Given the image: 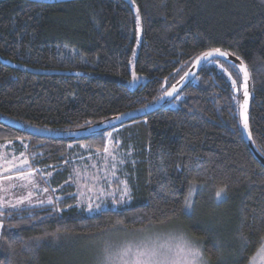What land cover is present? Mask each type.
<instances>
[{"label": "trees", "instance_id": "obj_1", "mask_svg": "<svg viewBox=\"0 0 264 264\" xmlns=\"http://www.w3.org/2000/svg\"><path fill=\"white\" fill-rule=\"evenodd\" d=\"M215 48L247 67L249 130L264 157V0H0V58L67 73L35 75L0 62V114L51 131L86 127L151 104ZM213 61L171 101L176 107L89 139L60 142L0 125V146L23 152L26 172L47 174L52 200L0 210V264H55L62 255L52 244L62 238L184 219L211 264H247L264 238V168L242 137L241 76L232 64ZM133 77L139 83L130 89ZM106 136L116 175L104 190L118 198L124 184L130 199L87 215L76 205L74 171L87 158L104 159ZM193 185L195 212L186 213ZM223 186L218 205L215 192Z\"/></svg>", "mask_w": 264, "mask_h": 264}, {"label": "rangeland", "instance_id": "obj_2", "mask_svg": "<svg viewBox=\"0 0 264 264\" xmlns=\"http://www.w3.org/2000/svg\"><path fill=\"white\" fill-rule=\"evenodd\" d=\"M140 37L139 25H137L136 38ZM138 41V40H137ZM138 45L136 44L133 51L129 70L133 73V61L138 50ZM210 65H215L219 72L223 73L226 77H229V73L223 71V69L213 61ZM139 83V79L133 77V80L126 83V86L130 89L135 88ZM180 99V98H179ZM177 101V100H176ZM171 102V107H176L178 102ZM9 147V149H7ZM110 140L106 136V145L104 150V159L97 157L96 159L87 158L84 165H78L74 171V186H75V196L77 197L76 205L79 208H84L87 215H93L101 210H106L108 208H117L119 204H113V195L116 194L114 190L111 189L107 191L104 190L105 183L109 184L113 177L116 175L115 170L112 169L110 163ZM99 158V160H98ZM28 168V163L25 155L21 151H15L12 149L11 145H1L0 146V205L8 204L10 201H23V203H32V206L40 204H46L49 200L46 198V184L48 183L47 174H39L37 171V176L32 173V177L24 176ZM7 169V171H6ZM21 171V172H19ZM34 171V170H33ZM19 172L17 174H14ZM5 177H11V179H5ZM47 182V183H46ZM110 185V184H109ZM122 191L118 192V197L127 190L126 186L122 184ZM128 192V191H127ZM49 197V195L47 196ZM41 201V202H39ZM99 204V211L89 212L88 206H95ZM9 206H0V210H7L11 208ZM189 213V212H186ZM198 218L193 219L190 223L196 222ZM189 221L187 220H177L171 223L161 225V226H150L144 229L151 230L153 232L168 233L174 232L176 234H186L190 239L196 241L201 245L200 241L195 239L189 233L188 228ZM135 233V235H133ZM143 233L139 230L135 231H123L122 229H112L105 234H102L96 238H86L77 240L75 238H62L52 244L56 247L57 251H61V255H57L55 264H99L98 258H102L101 248L103 247L104 241H109L114 249L119 248L122 242L131 239H138ZM261 246L258 248L256 253L250 258L247 264H264V254L261 253ZM207 264H211L205 257Z\"/></svg>", "mask_w": 264, "mask_h": 264}, {"label": "snow or ice", "instance_id": "obj_3", "mask_svg": "<svg viewBox=\"0 0 264 264\" xmlns=\"http://www.w3.org/2000/svg\"><path fill=\"white\" fill-rule=\"evenodd\" d=\"M219 55L221 57H227L230 53L221 51L219 48L212 49L203 53L200 59H207ZM239 59V57H237ZM199 62V60H198ZM240 71L244 74V96H248L247 80L249 73L247 67L241 61ZM233 87L236 85V80H232ZM172 92H167L166 95L172 96ZM247 100H245L244 111H247ZM119 119V117H117ZM244 127H248L247 116L244 117ZM249 139L251 135L249 134ZM107 151V149H105ZM7 171V169H6ZM5 179H11V177H5ZM226 186L218 188L215 192V198L217 204L225 202V198L222 195L225 193ZM47 191V189H45ZM196 193V187L190 189L189 197L184 201V210L186 212H195V206L192 203L191 196ZM113 195V204H119L130 199L127 190H125L118 198ZM23 203V201H19ZM49 204L52 200L48 201ZM15 207V205H12ZM100 205L97 204L95 208L88 206V211H99ZM4 215V213H0ZM122 223V222H119ZM163 223V221H161ZM0 228H3V224H0ZM143 235L138 239H131L122 242L119 248L114 249L111 242L104 241L101 248L102 258H98L99 264H207L205 260L204 249L196 241L190 239L186 234H176L174 232L160 233L153 232L151 230L140 229ZM135 235V233H133ZM247 243V241H246ZM261 253L264 254V238L261 240Z\"/></svg>", "mask_w": 264, "mask_h": 264}, {"label": "water", "instance_id": "obj_4", "mask_svg": "<svg viewBox=\"0 0 264 264\" xmlns=\"http://www.w3.org/2000/svg\"><path fill=\"white\" fill-rule=\"evenodd\" d=\"M25 1H31L35 3H44V4H53V3H61V2H67V1H72V0H25ZM203 53L199 54L193 60L189 69L175 84H173L168 90H166L157 100H155L151 104L141 109H137L135 111L128 112L122 115L114 116L109 119L103 120L99 123L89 125L86 127H82V128H78V129H73V130L51 131V130L41 129V128H37V127H33L30 125L20 123L13 119L7 118L1 114H0V125H3L5 127L14 129L16 131L31 135L33 137H38L41 139H51V140L60 141V142H74L80 139H89L99 134L106 133L110 131L111 129H114L122 125L128 120H133V119L144 117L150 113L155 112L156 110H159L160 108L165 107L166 105L171 103V101L174 100L193 81V79L199 74V72L202 70L203 67H205L209 62L213 60H217V59L223 60V61H226L232 64L239 72L241 76L242 85H243L244 74L243 72L240 71L241 61L239 59H237L231 54L228 55L227 57H221L219 55H215L207 59H200L203 56ZM0 62L2 64L7 65L8 67L12 69L22 70V71L25 70L35 75H67V73H61V72H56V71H39V70L25 68L19 65H14L10 63L9 61L2 60L1 58H0ZM73 74H76V73H73ZM247 91H248V96L245 97L244 87L241 86L240 99H239V112H238L239 121H240V129H241L243 140L250 154L252 155L254 160L264 168V157L259 153V151L255 147L252 138L249 139V134L251 135L250 130H249V123H248L247 128L244 127L245 115L247 116V121H248V108H249V101H250V96H251L250 77H248V80H247ZM167 92H172L173 93L172 96L166 95ZM245 100H247L246 113L244 111V108L242 107V105H244ZM117 117H119V119H117Z\"/></svg>", "mask_w": 264, "mask_h": 264}, {"label": "crops", "instance_id": "obj_5", "mask_svg": "<svg viewBox=\"0 0 264 264\" xmlns=\"http://www.w3.org/2000/svg\"><path fill=\"white\" fill-rule=\"evenodd\" d=\"M25 170H26V169H25ZM25 170H24V171H25ZM19 172H21V171H19ZM19 172H16V173H14V174H17V173H19ZM32 173L35 174V175L37 176V171H35V170H34V171L31 170V171L26 172L24 176L26 177V176H30V175H31V177H32ZM39 202H41V201H39ZM10 204H11V205H15V207H11V208H9V209H14V208L22 207V206H31V205L34 204V202H33V204H32V203H28V202H27V203H26V202H25V203H16V201H15V202H14V201H13V202L10 201L8 204H1L0 206L4 207V206H9ZM7 210H8V209H7Z\"/></svg>", "mask_w": 264, "mask_h": 264}, {"label": "bare ground", "instance_id": "obj_6", "mask_svg": "<svg viewBox=\"0 0 264 264\" xmlns=\"http://www.w3.org/2000/svg\"><path fill=\"white\" fill-rule=\"evenodd\" d=\"M73 73V72H72ZM79 73V72H78ZM96 124V123H95ZM93 125V124H92Z\"/></svg>", "mask_w": 264, "mask_h": 264}]
</instances>
